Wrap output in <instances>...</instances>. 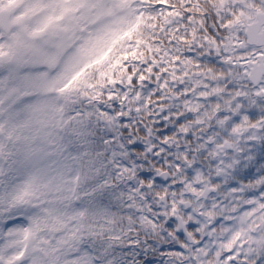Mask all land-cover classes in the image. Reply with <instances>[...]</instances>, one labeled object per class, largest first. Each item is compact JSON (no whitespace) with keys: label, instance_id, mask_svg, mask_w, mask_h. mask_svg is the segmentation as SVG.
<instances>
[{"label":"snow or ice","instance_id":"6c2138e0","mask_svg":"<svg viewBox=\"0 0 264 264\" xmlns=\"http://www.w3.org/2000/svg\"><path fill=\"white\" fill-rule=\"evenodd\" d=\"M0 264H264V0H0Z\"/></svg>","mask_w":264,"mask_h":264}]
</instances>
